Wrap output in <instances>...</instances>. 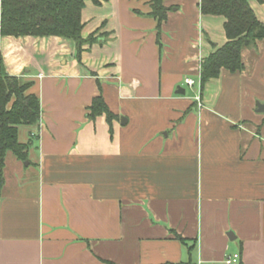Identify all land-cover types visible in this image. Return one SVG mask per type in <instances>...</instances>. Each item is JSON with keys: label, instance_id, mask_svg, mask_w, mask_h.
<instances>
[{"label": "crops", "instance_id": "1", "mask_svg": "<svg viewBox=\"0 0 264 264\" xmlns=\"http://www.w3.org/2000/svg\"><path fill=\"white\" fill-rule=\"evenodd\" d=\"M99 1L80 59L73 40L0 37V67L41 102L19 128L27 160L6 156L0 264H264V39L203 86L224 17L165 0L159 24L148 0ZM97 97L112 120L91 117Z\"/></svg>", "mask_w": 264, "mask_h": 264}, {"label": "trees", "instance_id": "2", "mask_svg": "<svg viewBox=\"0 0 264 264\" xmlns=\"http://www.w3.org/2000/svg\"><path fill=\"white\" fill-rule=\"evenodd\" d=\"M100 4L99 0H93ZM264 3V0H256ZM151 15L162 24L169 9L165 0H149ZM85 0H0V37H60L73 40L80 59L86 45L97 42L94 35L83 38L82 13ZM204 15L221 16L226 20L228 42L205 58L202 65V84L219 78L223 69L241 72L245 66L242 51L256 46L264 39V24L251 6V0H201ZM33 82L6 73L0 67V193L4 186L5 160L9 152L27 160L28 144L19 141V128L37 127L41 121V102L29 94ZM91 117L106 114L112 120L104 99L97 97L91 106Z\"/></svg>", "mask_w": 264, "mask_h": 264}, {"label": "built area", "instance_id": "3", "mask_svg": "<svg viewBox=\"0 0 264 264\" xmlns=\"http://www.w3.org/2000/svg\"><path fill=\"white\" fill-rule=\"evenodd\" d=\"M186 83L188 86H194L195 82L193 80L187 79ZM240 263V255L239 254H235V255H231L228 256L225 260V264H239Z\"/></svg>", "mask_w": 264, "mask_h": 264}, {"label": "rangeland", "instance_id": "4", "mask_svg": "<svg viewBox=\"0 0 264 264\" xmlns=\"http://www.w3.org/2000/svg\"><path fill=\"white\" fill-rule=\"evenodd\" d=\"M251 1H254V0H251ZM25 134L27 135V129L21 128V132H20L21 137H26Z\"/></svg>", "mask_w": 264, "mask_h": 264}, {"label": "water", "instance_id": "5", "mask_svg": "<svg viewBox=\"0 0 264 264\" xmlns=\"http://www.w3.org/2000/svg\"><path fill=\"white\" fill-rule=\"evenodd\" d=\"M181 93H182V94H185V92H184V91H182ZM259 107H261V105H260Z\"/></svg>", "mask_w": 264, "mask_h": 264}]
</instances>
